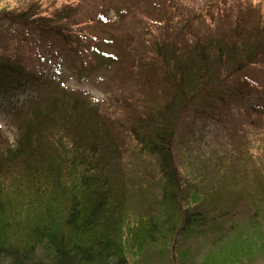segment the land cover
<instances>
[{"label": "trees", "instance_id": "trees-1", "mask_svg": "<svg viewBox=\"0 0 264 264\" xmlns=\"http://www.w3.org/2000/svg\"><path fill=\"white\" fill-rule=\"evenodd\" d=\"M88 1L102 22L103 1ZM243 2L252 25L239 17L210 37L190 26L185 40L183 15L168 39L141 38L156 45L149 55L105 53L98 31L77 25L83 3L0 0V105L14 126L11 139L0 125V264H195L199 253L197 264H264V9ZM62 53L78 80L111 70L119 106L47 70ZM252 91L263 105L240 108L250 121H223L229 98ZM204 115L232 139L201 173L175 142L183 119ZM243 193L255 212L245 221L228 206Z\"/></svg>", "mask_w": 264, "mask_h": 264}, {"label": "rangeland", "instance_id": "rangeland-1", "mask_svg": "<svg viewBox=\"0 0 264 264\" xmlns=\"http://www.w3.org/2000/svg\"><path fill=\"white\" fill-rule=\"evenodd\" d=\"M59 1H67L69 3H65L70 5V3L80 2L85 4L82 9L84 10V17L82 19L77 20L78 27L83 31L84 28L88 29V32L98 31L99 36L102 38V41H107V44H101L100 48L105 50V53H125L131 50V53L138 54L143 53L146 49V46L149 49V55H153V52L156 51V45L154 42H150L149 44L143 45L140 41L143 39H153L159 38L161 41L166 40L170 37V35L175 31L178 26L180 20L183 15L190 17L188 18V22L186 25V32L182 36V39H189L191 33L195 32L190 28L193 26L194 28H199L206 37H210L213 35H217V32H224L229 30V26L234 25L236 19L239 17L244 21L245 25H252V19H255V16L250 15V19L246 22L244 16L238 11V5L234 4V0H102L104 5L102 22L96 24V18L94 17V9H92L93 4H90L87 0H59ZM240 7L246 8L250 5L257 10L264 9V2L261 0H243ZM249 9V8H248ZM88 14V16H87ZM86 16L92 17L93 23L95 26L86 25L85 19ZM92 22V21H91ZM103 23V25H102ZM252 23V24H251ZM213 25L212 27L209 26ZM138 37V39L133 43H130L133 38ZM155 37V38H154ZM100 42V43H101ZM136 51L138 53H134ZM46 66L47 70H59L63 69L66 72V78L68 80V85L74 88L85 89L89 92L94 98L104 99L105 102L109 103L110 106H119L116 104L109 96L115 94L111 89L120 87L121 84L118 83V80L111 79L108 80H100L105 75H100L98 78L86 79V80H78L77 77L73 75V72H69V64L68 61L65 62L64 59L61 60H53L49 61ZM114 69V67H113ZM110 71V70H109ZM108 73V72H107ZM98 76V75H97ZM97 86V87H96ZM119 95V94H118ZM258 94L252 91V94L249 96L248 94L244 97L235 96L234 98H229V109L223 121L233 122L234 126H241L246 123V121H250L249 116H244L240 112L241 107H248L250 104H258L257 107L261 108L263 103L257 99ZM6 107L0 105V125L5 131L6 135L11 139L14 137V126L9 123L7 119V113L5 111ZM115 110L114 107H106L105 110ZM220 117V116H219ZM219 117L214 116H201L197 119L194 118H185L181 122L179 126L178 133L181 134L177 141L176 145V156L178 162H188L190 163L191 170L198 171L201 170V173H206L208 171H212V167L216 162L215 158L212 157L214 153L221 154L219 150L222 145L230 144V139L232 137L229 135L227 130L224 127V122H219ZM246 118V119H245ZM192 133V138L187 136L188 133ZM184 138V139H183ZM131 152V151H129ZM146 160L149 161L150 157L145 156ZM127 159L130 162H138L131 156L127 155ZM147 163L145 160H143ZM139 173L141 174L140 166L138 168ZM204 175V174H203ZM202 175V176H203ZM207 185V181H205ZM204 183V184H205ZM150 195L155 190V185L152 183L147 184ZM221 194V193H220ZM149 195V196H150ZM220 196H216V199L212 197L210 200L212 203L215 201H220ZM239 198L236 197L231 199V202L228 204L229 207L235 209L233 210L236 213H239V218L242 216L243 221L248 219L250 216L254 215L253 209H250L247 199L244 198V193L239 194ZM134 201V200H132ZM131 202H126V208L132 211H138V205ZM211 215L214 214L211 212ZM209 213L208 216H211ZM242 221V220H240ZM206 221H204L205 223ZM204 226H201L200 230H204ZM190 238V239H189ZM184 243L185 246H192V249H196V242H199L202 237L191 236ZM201 243H204L201 240ZM203 253L198 254V258H195L196 262L200 261L203 257ZM155 258V257H153ZM202 260V259H201ZM148 261V260H147ZM166 261L163 264H166ZM197 262V263H198ZM155 263V262H153ZM195 263V264H197ZM140 264V263H137ZM142 264H149L143 261ZM157 264V263H156Z\"/></svg>", "mask_w": 264, "mask_h": 264}]
</instances>
